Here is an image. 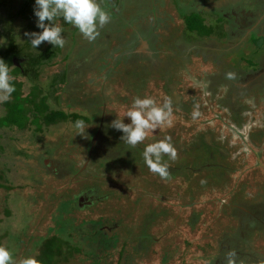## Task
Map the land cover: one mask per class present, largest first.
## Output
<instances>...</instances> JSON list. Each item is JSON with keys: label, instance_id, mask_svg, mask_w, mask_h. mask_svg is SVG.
Segmentation results:
<instances>
[{"label": "rangeland", "instance_id": "rangeland-1", "mask_svg": "<svg viewBox=\"0 0 264 264\" xmlns=\"http://www.w3.org/2000/svg\"><path fill=\"white\" fill-rule=\"evenodd\" d=\"M176 1L179 5L178 10L175 6ZM176 1L110 0L113 5L118 6L114 9L120 10L121 16L126 21L123 19L120 21L110 15L109 23L98 28L99 34L91 41L74 26L65 27L70 24H64L62 18L60 21L57 19L59 21L57 23L64 28L62 33L66 40L64 48L69 47L71 50L70 65L74 62L75 56L80 62L84 59L80 54L81 46L85 57L88 56L89 49H106L102 42L106 38L111 42L109 49L115 48L116 44H124L125 41L137 44L134 42L136 39L131 38L133 36L131 34L139 29L138 34L143 38L142 43L135 50L140 51L141 45L145 47L153 45L157 51L153 64L158 65V69L151 67L157 71L140 74L139 68L133 69L131 66V69L126 72L130 57H124L126 56L124 50L113 51L112 56L106 59L101 57L96 65H92V68L97 67L96 70L92 69L88 74H78L76 71L75 74H71L69 91L66 92V89L63 91L61 88L51 98L60 110L65 109L64 103L68 101L73 103L74 107L69 111L78 110L81 107L79 102H83V105L92 98H100L102 107H97L102 113H99V119L109 124L117 118L130 123V119L125 117V114L137 97H151L158 106H163L165 102L172 103L171 98H176L174 101L186 108L185 113H179L171 106V123H164L157 126L155 130H149L146 140L135 147L125 143L121 138L122 132L118 131L119 134L116 136L110 134L106 141L111 144L113 139H116L115 146L119 153L117 160L115 156L113 159L114 148L109 150L108 154L100 152L93 156V159L87 160V154L82 149V137L77 135V131L73 134L70 124L52 126L45 132L47 134L45 138L42 136L38 138L39 140L36 141L38 145L24 144L21 150H13L8 145L7 151L0 152V162L9 164L8 166L13 168L12 181L16 185L22 184V176H26L27 172L33 169L40 175L41 186L46 188V193H54L53 197L50 195L51 198H54L56 193L61 198L78 204L76 199L83 192L91 190L97 193L94 194L99 199L97 202L89 207L78 205L81 211L75 212L73 209L72 215L76 224L79 220L98 222L101 225L100 228L107 232L108 238L118 239L116 248L100 259V264H219L220 261L221 264L222 261H225V264H234L239 250L238 244L233 242L241 240L237 231L239 227L237 215L239 214V218L249 217L245 209L244 215H241L236 206L243 205L244 208L245 205L248 208L253 206L252 203H260V198L264 196V72L255 73L256 69H247V64H242L245 60H251L252 66L258 67L264 55L260 57V53L254 50L253 44L248 45L244 42L240 48L242 53L228 58L222 57V60L218 55L220 64L223 63L224 66V69L220 67L222 70L211 60L204 61L199 55L186 54L187 58L181 63L177 64L175 58L171 59L175 61L171 62V65L178 66L170 71L167 70L168 76L165 75L163 64L170 56L171 47H174L176 43L174 40L180 38L183 30L184 23L178 19V13L188 14L192 8L188 3L190 0ZM197 1L203 4L199 5V9L208 12L205 15L207 22L215 26L218 18L216 15H221L222 5H217L214 0ZM245 1L244 9H253L251 14L254 9L264 10V0ZM97 2L111 14L108 0H97ZM250 2L254 6H249ZM187 3L188 5L185 6ZM24 6V0H0V21H3L5 28H7L6 24L12 26L6 34L13 35L18 52L32 51L27 34L41 31L36 27L37 18L34 16L33 9L25 12ZM210 11H214L216 15L213 13L212 15ZM227 11L228 9H225V12ZM234 14L238 18L239 15ZM24 15L28 18L25 19ZM32 16L35 17L33 20ZM229 17L231 21L234 19L232 14ZM225 24V30H228L229 25L227 22ZM232 24L236 25L233 21ZM127 25L130 26L128 29H126ZM229 32L233 33L231 30ZM255 33L260 35L256 29ZM152 34L156 36V39L152 37ZM191 35L193 36L187 33L183 36ZM125 37H128V40ZM235 37L238 38L237 34ZM259 37L257 40L260 43ZM112 38L115 39L112 41ZM182 39L183 44L187 42L185 38ZM192 40L195 41V38ZM238 41L240 39L231 40V45L238 44ZM210 42L218 48L223 46L222 40H211L208 44ZM261 43L264 48V40H261ZM50 45L48 42L42 43L38 47V52L45 51ZM185 45L182 47L185 48ZM188 45L193 43L190 42ZM221 50L226 51V49ZM219 53L221 54V51ZM214 60L217 62L216 58ZM55 62L53 67H45L41 71L37 82L30 76L28 80L23 77L18 78L22 98L28 96L32 87H39L43 93L47 94L50 82L63 79L56 73L64 66L61 57ZM236 67L242 68L236 72L237 75L231 71ZM258 74L260 78H263L262 83L259 82L260 88L252 93L249 92L251 95L241 99L240 103L236 102L245 113L239 120H235L236 114L232 115L225 108L227 97L224 96V89L219 87L221 83L218 81L221 78L230 80L234 78L237 84L242 85V92L239 90L238 93H245L250 89V79L257 78ZM209 78L211 79L207 83ZM212 82L214 83L212 86L219 88H213L210 94L205 85L211 86ZM33 93L32 98H39L35 90ZM56 98L60 105L57 104L58 101H55ZM194 110L200 112L195 119L192 117ZM31 115L32 113L28 114V117ZM238 123L241 125L238 126ZM236 127L238 130H235ZM165 137H171L176 157L171 159L168 154L162 155L161 162L167 165L168 171V176L162 178L158 173L149 170L144 162L143 151L146 145L161 141ZM213 145L215 150L211 149ZM51 147L55 149H50L52 150L49 151L50 154L46 153L48 149L45 148ZM20 152L23 155H19ZM29 155L34 158L29 157L28 160ZM41 155L47 156L42 161L49 160L57 164L56 169L59 175H51L55 180L46 176L41 160L35 157ZM180 157L182 160H179ZM71 158L75 160L76 167L82 169V173L77 175L66 173L65 164L68 165L67 159ZM35 159L37 162H32ZM97 167L104 170L100 172ZM219 169L223 170L218 171ZM218 174H223L220 181L214 178ZM43 180H45L44 183ZM242 187L246 192H251L250 198L245 194L247 196L243 197L240 203L233 207L229 206L227 202L234 200L240 194ZM227 193L230 197H227ZM233 194L234 197H231ZM246 198H249L248 200L252 203L246 205L244 203ZM1 199L0 192V236L7 235L5 240L1 241V245L7 249L16 248L19 244L24 245L22 240L26 241L32 227H38L41 215L46 217L49 227L54 225V214H51V211L55 205L43 206L42 214L39 213L37 216L33 212L34 216L28 218L31 214L23 213L24 208L28 206L23 203L21 196L15 194L11 204L18 206L15 208L6 206L11 212L7 217L6 207ZM63 203L65 207L70 206L68 201ZM254 211H256L255 206L251 212ZM51 216L53 217L50 218ZM43 230L44 227L41 228V232ZM260 239L261 241L255 240L254 249L263 256L260 259L262 261L264 260V239L262 236ZM29 243L26 249L23 247L20 249L19 245V249L16 250V255L19 254V257L13 256L15 264L20 257L21 259L32 257L34 251H29L31 249ZM69 264H91V262L88 258L81 257Z\"/></svg>", "mask_w": 264, "mask_h": 264}, {"label": "flooded vegetation", "instance_id": "flooded-vegetation-1", "mask_svg": "<svg viewBox=\"0 0 264 264\" xmlns=\"http://www.w3.org/2000/svg\"><path fill=\"white\" fill-rule=\"evenodd\" d=\"M214 1H216L217 5H219V4L222 5V7L220 8V11H221V16L223 18V21L225 20V23L227 22V24L231 23V24H228L229 26H228V30H227L228 34H229V30L233 31V33L230 32L231 39L229 40L230 36L228 37V40L226 38L223 46H221L219 48L214 46V45H211L212 42H210V44H208V42L210 40L201 41V43L199 42L198 44H196L195 47L192 46V48L187 47L185 45V48H184V46L182 47V45H180L181 38L175 39L174 42H176V43H175L174 47H171L172 51H170V56L167 57V59L165 60V64H163L165 66V71H164L165 75L168 76V73L166 74L167 70L170 71L172 68L177 67L178 66L177 64L181 63L182 60H185L187 58V57H185L186 54L199 55L202 57V59L204 61L211 60V62H213L215 65L219 66V68L222 67V69H224L223 63L220 64L222 57L228 58L229 56H233L235 54L237 55L238 53H242L240 48L244 44V42L248 43V45H249V43L253 44L254 50H255L257 42H255L254 40L257 41L258 37L260 36L259 37L260 43L258 42V44H262L261 40H264V10L261 11V9L260 10L254 9L253 14H251V10H253V9H246V10L244 9L245 6L243 4H246L245 0H214ZM253 1H255V0H253ZM108 2H109L110 10H112V11H110L111 12L110 15L115 16V18H117L120 21L122 19L125 20V18L121 16V14H122L121 11L118 9L115 10L116 8H118V6H117L118 1H117L116 6H115V4L113 5L110 2V0H108ZM189 3L191 4L192 9H194L197 13L198 12H200L202 14L208 13L204 9H199V5H201V4H199L200 2H198L197 0H190ZM24 4H25V0H24ZM34 4L35 3H32L29 5V11L34 9ZM249 6H254V5L251 4V2H250ZM114 7H115V9H114ZM225 9H228V11L225 12ZM235 9H240V10H235ZM212 10H214V9H212ZM232 11H234V12L232 13ZM248 11H250V12H248ZM210 12H213V11H210ZM234 13H237V15H239L238 18L235 16ZM230 14H232L234 16L235 20L232 19V21L236 25L232 24L231 18L229 17ZM23 17L25 19L28 18L27 15H24ZM34 18H35L34 16L31 17L32 20ZM248 19H250V21ZM29 21H31V20H29ZM9 22H11V21H9ZM27 23L29 25L28 21H27ZM225 23H224V28L226 25ZM6 26H7V28H5L3 21H0V39H3L5 41L4 45H0V50H2V51H5L6 44L9 40V38L13 36V35H7L6 34V31L11 29L9 27H12V26H10L9 24H6ZM70 26H72V25L70 24V25H67L65 27L70 28ZM29 27H31V26H29ZM149 28L153 29V27H149ZM255 29L257 30V32H259L260 35L255 33ZM236 34H237L238 38L235 37ZM136 35H138V36H136ZM239 35H241V38H239ZM152 37L154 39H156V36L154 34H152ZM232 37H233V39H240V41H238V44L231 45V40H233ZM125 38L128 40V37H125ZM131 38L136 39L134 42L137 44L129 43V42L124 40L125 41L124 44L123 43L122 44H116L115 48L111 47V49H109L110 48L109 44H111V42H109L107 40V38L103 39L102 42H103V45L106 47V49H103V48L95 49V50L89 49L87 57L84 56L85 53H82L83 47L81 46V53L80 54L84 57V59L81 60L82 62H80V61H78L77 56H75L73 59L74 62L71 65H70V59H69L71 56V50H69V47L66 49L64 47L59 48L60 56L58 59H60V57H61V61L64 64V66L59 71L56 72L57 74L62 75L63 76L62 78L64 79V83L59 85L60 89L63 88V91H64V89H66L67 90L66 92H68L69 91L68 89L70 87L69 82L71 79L70 78L71 74H75L74 73L75 71L78 74L79 73L88 74L89 71H91L92 69L96 70L97 67L95 68L93 66V68H92V65H96L97 60H99L101 57H103L105 59L109 58L110 56L113 55V51L124 50V51H126V56H124V57L128 58L127 56H129L130 59L135 60V61H131L128 58V61H129L128 63H130V64L126 65V66H128L126 68V72L131 69V66L133 67V69L139 68L140 74H147L149 71H152V72L157 71L156 69H158L157 68L158 65L153 64V61L156 59L155 54H157V51L155 50V48H153L154 46L152 45L151 47L143 48V46L141 45L142 48L140 51L135 50L137 48V46L142 43L141 39L143 38V36H140L138 34V30H136L134 32V35L131 36ZM114 39L115 38H112L111 40L113 41ZM251 40H253V42H251ZM13 46H14L17 54H15V51H14V54L10 58L11 65H9V67L11 69V75L14 77V81L15 80L17 81L18 78H20V77H23V79L28 80V77L30 76V77H33L35 79V81L37 82L39 77H40L41 71L45 67H48V68L53 67V65L56 63L55 61L57 59L53 60L51 62H49V60L46 59V61L41 63V65H35V63H33L35 61H32V63H31V61H30L31 57L30 56L34 57L35 55H37L39 52L37 53L36 51H38V50L34 49V50L30 51L31 53L26 52V51H22V50L18 52L17 46L14 42H13ZM178 46H180V47H178ZM262 47H263V44H262ZM185 49H186V52H185ZM221 49L234 50V52L231 51L232 53H228L229 51L226 52V51L221 50ZM92 50H93V52H92ZM263 50H264V48L262 49V51L259 52L260 57L262 54L264 55ZM220 51H221V54L219 53ZM257 51H259V50H257ZM257 51H256V53H257ZM181 54H182V57H180ZM137 55H139V56H137ZM218 55H220L221 60L218 59ZM214 58H216L217 62L214 60ZM171 59L176 60L177 64L172 66L171 62H175V61L171 60ZM146 61H149V62H146ZM161 62H162V58L160 59V64H161ZM141 64H143V65L139 66ZM151 67L156 68V69H153ZM258 68H259L258 70L254 71L255 73L259 72V71L264 72V58H263V56L260 60V64H259ZM235 69H236V71H234V72H235V75H237L236 72H238L237 71L238 68L236 67ZM16 70L18 72H16ZM231 70L233 71V69H231ZM219 77L221 78V76H219ZM210 79L211 78H209L207 80V83L209 82ZM250 80H251L250 89L248 91H246L245 93H241L242 92L241 91L242 85H240V83L237 84V80L234 78L232 80H230L229 78H221L219 80L220 82L218 81V83H221V86H219V87L224 89V96L226 95L225 97H227L225 108H227L232 115L236 114L237 118L235 120H237V119L239 120L243 116V114L245 113L244 110L240 109L241 107H240V105L238 106L237 103H240L239 101L243 98H248L251 95L249 92L252 93V91L259 89L260 88L259 82L262 83L263 78H260V75L258 74L257 78L254 77ZM52 82H50V84H49V82L47 83V84H49L48 85L49 91L46 94L47 98H46L45 103H46V106H49L50 109H53V110L57 109L58 110L59 108L56 107L55 102L51 98V97H53ZM215 82H217V81H215ZM210 84H211V86L209 84H207V85H205V87L209 91V93L211 94L213 88H219V87L218 86H216V87L212 86L214 84L213 82ZM239 90L241 91L240 93H238ZM48 93H50V94H48ZM26 97H28V96H26ZM26 97H24V98H26ZM12 100H13V97H11L10 101H12ZM174 100H176V98H171V101H172L171 106L176 108L179 113H182V114L185 113L186 108L184 106H181L180 104H178ZM55 101H58L57 104L60 105L58 98H56ZM38 102H40V98H38L37 101L34 102L35 108L38 106L37 105ZM79 103H80L79 105H81V107L75 111H69V109L74 107L72 105L73 103L68 101L66 103L67 106L64 103V105H65L64 111L69 113V114L76 113L79 116H82L83 118L86 119L85 124H86V126L89 127L87 129V134H88L89 138H83L82 137L83 143L81 142L82 149L87 154L86 159L91 160V159H93V156L98 155L100 152L108 154L107 152L114 148L113 159L115 156V160H117L119 158V153H118L116 146H115L116 145L115 144L116 139L114 138L113 142H111V144H108L106 141V138H108L110 136V134H114V136H116L119 133L117 130L111 128L109 123L103 122L102 120L99 119V113H102L101 111L98 110L99 106L102 107L100 104L101 103L100 98H92L91 100H88L83 105H82L83 102H79ZM4 104L5 103H0V124L2 123L5 125V126H0V140H1L2 144L7 143L9 146H11L10 147L11 149L21 150L22 146L24 144L25 145H29V144L30 145H34V144L38 145V143L36 142L39 140L38 138L41 136L43 138H45L47 136V134H45V132L47 131V129H46L47 127H45V126L40 132H38L37 127L30 125V124H27L26 129H21V130H19L16 127H13L12 125L7 127L6 122H4V118L8 115L9 111L5 107ZM26 106H27V108H29L28 105H26ZM29 106L32 107V105H29ZM36 112H37V110L35 111L34 107H32L31 110H28L26 115L28 116V114L32 113L31 116H34L33 113L36 115ZM63 124H68V123H63ZM240 125L241 124H239L238 126H240ZM237 127L235 128V130H238ZM7 144H5V145H7ZM12 145H14V146H12ZM122 147H124V146H122ZM45 149H48L45 151L47 153L49 151H52L50 149H55V148L51 147V148H45ZM211 149L215 150L216 148L213 145L211 147ZM253 149L255 150V148H253ZM48 154H50V153H48ZM256 154H257V152H256ZM19 155H23V153L20 152ZM29 157L34 158L31 155H29L27 157L28 160H29ZM35 157H37L38 160H41L42 168L46 170V175L47 174L52 175V176H58L59 175V173H58L59 171L56 169L57 164L55 165L54 163H52L49 160H43L42 161V159L44 157H47V156L41 155V156H35ZM40 157H42V158H40ZM179 160H182L181 157ZM32 162H37V161L35 159V161H32ZM67 162H68V165L65 164L66 171H67L66 173H73L74 175L82 173V169L76 167V163H75V160L73 158L67 159ZM219 170H223V169H219ZM56 173H58V174H56ZM214 178L218 179L220 181L223 178V174L222 175L219 174L217 177H214ZM94 194H97V193L95 191H91V190H88L87 192H83L76 199V202L78 203L77 206L81 205L83 207H89V206L93 205L95 202H97L99 200L97 198V196ZM245 194L249 195V198H250L251 192H246L242 187L240 189V194L238 196H236V198H234V200H230V202L228 201L227 204L229 206L233 207L234 205L240 203L241 200L243 199V197L247 196ZM227 197H230L228 195V193H227ZM231 197H234V194L231 195ZM249 198H246V200L244 202L246 205H249L252 203V201L248 200ZM252 205L256 207V211H254V212H251L253 210V206H249L248 208H246L245 205H244V208H243V205L242 206H236L237 207L236 209L240 210L239 213L241 215H244L243 210L245 209L246 212L249 214V217L239 218L238 217L239 214L237 215V221L239 222V227H238L237 231L239 232L241 240H239L238 242H233V243L238 244V250H239L238 253L236 252L238 256H237V259L234 260V264H251L252 262H253L252 264H259V263L264 264V260L260 261L261 257H263V256L261 254H258L257 250L254 249L255 243H256L255 240L261 241L260 236H262L264 239V196L261 197L260 203L259 202H257L256 204L252 203ZM248 255H250V256H248ZM245 259H246V261H245ZM219 264H221V261L219 262ZM222 264H225V261H222Z\"/></svg>", "mask_w": 264, "mask_h": 264}, {"label": "trees", "instance_id": "trees-1", "mask_svg": "<svg viewBox=\"0 0 264 264\" xmlns=\"http://www.w3.org/2000/svg\"><path fill=\"white\" fill-rule=\"evenodd\" d=\"M174 2L176 0H173ZM35 3V0H25V6L24 11H29V5ZM176 10L179 9V5L177 1L175 2ZM23 12V13H25ZM214 12V11H213ZM211 12V14L213 13ZM210 14V13H209ZM215 14V13H213ZM212 14V15H213ZM206 13L202 14L200 12H196L194 9L187 13H178V19L183 21V30L180 35L181 38V44L185 45L187 42V47L196 46L201 41H207V40H216V41H224L231 39L230 32L225 30L223 18L221 15L217 16V22L216 25L213 26L209 22H207V18L205 17ZM221 17V18H220ZM59 21L61 18H57ZM59 21H56V23ZM47 23V22H46ZM65 24V23H64ZM231 24V23H228ZM226 27V25H225ZM187 33L193 34L195 41H193V36L184 37L183 35H186ZM182 38H185L187 40L186 43L183 44L182 41H184ZM233 39V37H232ZM256 43V50H259L257 52L262 51L263 47L262 44H258V40H254ZM14 37H10L7 44L5 51L0 50V58L4 59L9 65H11L10 58L14 54L15 48L13 46ZM190 42L193 43V45H188ZM253 42V40H251ZM51 46H48L45 51H36L38 54L33 56H30V61H35V65H41V63L45 62L46 59L49 60V62L56 60L60 56L59 47L52 48ZM34 50V49H33ZM38 50V49H37ZM232 53L234 50L226 49V52ZM30 52V51H29ZM186 52V49H185ZM31 53V52H30ZM29 53V54H30ZM15 54L17 52L15 51ZM186 54V53H185ZM31 55V54H30ZM231 55V54H230ZM36 57V58H35ZM239 62V61H238ZM247 64V69L254 68L257 70L258 67L252 66L251 60H245L242 64ZM241 64V65H242ZM238 67V66H237ZM256 67V68H255ZM242 69V68H239ZM237 70L238 72L240 70ZM232 71V70H231ZM236 71V69H233V72ZM16 72H18L16 70ZM63 77L62 75H59ZM15 84L16 91L12 93L13 100L5 103V107L8 109V115L4 118V122H6V126H13L21 129H26L27 124L33 125L37 127L38 132H40L44 126L47 127L46 129H50V127H58V125H61L63 123H68L72 126L73 134H75V131L77 129L75 128L74 124L77 120H84L86 122V119L82 116H79L76 113H67L64 110L60 109H50L49 106H46V94L43 93V90H41L38 87H32V91L28 94V97L22 98L20 89L21 84L18 83L16 80L13 81ZM64 83V79L61 81H53L52 82V93H56L59 91L60 87L59 85ZM35 90V94L37 97L40 98V102H38V106L35 108L34 102L37 101L38 98H32L33 91ZM26 103V104H25ZM29 108H27V106ZM29 105H32L34 107V110L36 112V115L33 113L34 116H27L26 113L28 110H31L32 107ZM44 121V122H43ZM43 123V124H42ZM0 126H5L4 124H0ZM44 132V131H43ZM71 132V131H70ZM72 137V136H71ZM7 143L2 144L0 140V152L7 151L8 144ZM50 153V152H47ZM9 164L1 163L0 162V171L2 170V173H0V192L2 193V204L6 206H10L15 208L18 205H12L11 199L15 196V194H18V196H21V199L24 200L23 203H25L28 208H24L25 211L23 213H28L31 215L25 214V216H28V218H32V215L34 216V213L38 216L39 213L42 214L43 210L42 207H49L52 205H55L54 209L51 211V214H54V225L52 227H49L46 223V220L44 216H40L38 220V227H32L29 231V237L25 240H22L24 245H20L23 248L28 247L31 245L32 257H34L38 264H69L71 261L75 260L76 258H88L91 262V264H100V259H102L104 256L111 253V250L116 248V245L118 243V239L116 238H108L107 232L103 230V228H100L101 225L98 224V222L95 221H85V220H79L76 224L75 218L73 217L74 211H81L77 204L65 200L61 198V196L57 195L55 193L54 198L53 194H47L46 188L41 186L42 180L40 179V175L37 174L33 169L29 170L26 174V176H22V184L16 185L14 181H12L13 177V168H10L8 166ZM17 169V167L15 168ZM102 170L99 168H97ZM220 171V170H218ZM219 175V174H218ZM47 177L51 178L52 180H55L54 177H51V175H46ZM45 180H43V183ZM51 195V196H50ZM52 199V200H51ZM54 199V201H53ZM65 201H68L70 206L65 207L64 203ZM56 208V209H55ZM31 210V211H30ZM73 212V213H72ZM5 214L8 217L11 212L8 209V207L5 208ZM72 216V217H71ZM51 216L50 218H52ZM44 227V230L41 232V228ZM7 235L4 234L3 236H0V246L1 241L4 239ZM3 240V241H4ZM19 245L16 246V248H11L10 252L12 253V256L19 257V254L16 255V250L19 249ZM30 247V246H29ZM23 255V254H22ZM26 257H24L25 259ZM23 259H18V262L16 264H20V261Z\"/></svg>", "mask_w": 264, "mask_h": 264}, {"label": "clouds", "instance_id": "clouds-1", "mask_svg": "<svg viewBox=\"0 0 264 264\" xmlns=\"http://www.w3.org/2000/svg\"><path fill=\"white\" fill-rule=\"evenodd\" d=\"M33 12L37 18L36 27L41 31L27 35L31 47L36 50L44 42H48L54 48L65 46L66 40L62 35L64 28L56 23L57 18H62L64 23L77 28L90 41L99 34L98 28L109 23L111 19L110 14L100 6L97 0H35ZM4 44L5 41L0 39V45ZM13 81L14 77L11 75L9 64L0 58V103H7L11 100L12 93L16 91ZM199 115L198 110L192 113L193 119ZM125 117L130 119V123L117 118L111 122L110 127L122 132L121 138L125 143L135 147L146 140L149 130H155L157 126L164 123H171V103L165 102L163 106H158L151 97H137ZM74 126L77 129V135L89 138L87 134L89 127L86 126L84 120L75 121ZM163 154H168L171 159L176 157L171 137H165L161 141L146 145L143 158L151 172L166 178L168 176L167 165L161 162ZM0 264H15L12 253L3 246H0ZM20 264H38V261L34 257H28L20 261Z\"/></svg>", "mask_w": 264, "mask_h": 264}, {"label": "crops", "instance_id": "crops-1", "mask_svg": "<svg viewBox=\"0 0 264 264\" xmlns=\"http://www.w3.org/2000/svg\"><path fill=\"white\" fill-rule=\"evenodd\" d=\"M188 3H189V2H188ZM188 3H187L185 6H187V5H188ZM192 10H193V9L191 8L189 12H191ZM129 27H130L129 25H127V26H126V28H127V29H128ZM137 29H138V28H137ZM138 30H139V29H138ZM131 35H134V33H133V34H131ZM142 46H143V48H145V46H144V45H142ZM239 124H241V123H238V125H239ZM260 199H261V198H260Z\"/></svg>", "mask_w": 264, "mask_h": 264}]
</instances>
